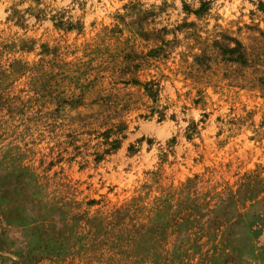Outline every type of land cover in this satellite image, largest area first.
<instances>
[{"label":"rangeland","instance_id":"obj_1","mask_svg":"<svg viewBox=\"0 0 264 264\" xmlns=\"http://www.w3.org/2000/svg\"><path fill=\"white\" fill-rule=\"evenodd\" d=\"M0 264H264V0H0Z\"/></svg>","mask_w":264,"mask_h":264}]
</instances>
